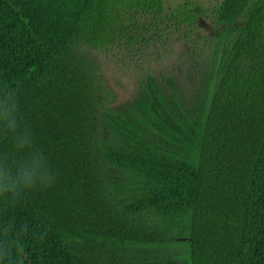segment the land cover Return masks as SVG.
I'll return each instance as SVG.
<instances>
[{
    "label": "trees",
    "instance_id": "1",
    "mask_svg": "<svg viewBox=\"0 0 264 264\" xmlns=\"http://www.w3.org/2000/svg\"><path fill=\"white\" fill-rule=\"evenodd\" d=\"M163 15L164 0H0V99L19 100L57 177L0 199V239L24 246L14 264H264V0L180 5L175 25L218 27L209 96L191 107L146 75L103 111L108 139L91 131L86 50L147 44L138 28Z\"/></svg>",
    "mask_w": 264,
    "mask_h": 264
},
{
    "label": "rangeland",
    "instance_id": "2",
    "mask_svg": "<svg viewBox=\"0 0 264 264\" xmlns=\"http://www.w3.org/2000/svg\"><path fill=\"white\" fill-rule=\"evenodd\" d=\"M187 1L210 9L218 0H164L166 15L156 27L139 32L149 43L112 45L85 52L93 81L91 131L96 137L108 139L102 122L103 111L121 110L136 96L139 84L151 75L162 85L168 77L174 80L180 97L191 107L198 106L213 90L217 61L212 57L213 37L218 31L209 19L199 17L193 26H177L171 14ZM108 183L122 185L126 177L114 168H106ZM174 254L173 251H171ZM165 259L162 264H182ZM175 262V263H174Z\"/></svg>",
    "mask_w": 264,
    "mask_h": 264
},
{
    "label": "clouds",
    "instance_id": "3",
    "mask_svg": "<svg viewBox=\"0 0 264 264\" xmlns=\"http://www.w3.org/2000/svg\"><path fill=\"white\" fill-rule=\"evenodd\" d=\"M9 100L0 99V136H7L11 146L9 153H0V199L17 201L32 190L51 187L57 177L23 119L19 100L12 104ZM23 252L24 246L0 239V262L7 264L9 253L13 262Z\"/></svg>",
    "mask_w": 264,
    "mask_h": 264
}]
</instances>
